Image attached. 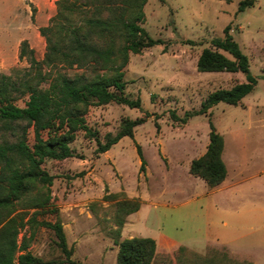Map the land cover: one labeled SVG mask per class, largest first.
I'll return each instance as SVG.
<instances>
[{
  "label": "rangeland",
  "instance_id": "obj_1",
  "mask_svg": "<svg viewBox=\"0 0 264 264\" xmlns=\"http://www.w3.org/2000/svg\"><path fill=\"white\" fill-rule=\"evenodd\" d=\"M58 1L0 0V73L29 65L20 58L23 40L44 58L47 43L39 29L56 15ZM241 1L147 0L142 25L164 42L130 53L124 68L126 93L140 97L142 108L112 101L91 107L86 115L102 141L125 118L145 117V122L135 127L134 137L124 136L101 154L95 137L81 130L71 143L74 156L43 163L54 175L56 211L40 219L62 222L73 259L116 264V205L135 200L140 207L126 216L120 239L153 237L154 264H176L182 246L200 255L225 250L233 264H264V0L239 11ZM228 25L249 57L256 88L237 105L220 102L183 123L179 118L198 111L212 92L246 81L240 71L201 72L197 67L203 49L223 37ZM211 123L224 136L228 168L226 179L214 187L190 172L191 161L207 150ZM137 145L146 159L144 170ZM110 194L117 196L105 198ZM25 234L34 255L46 261L64 257L52 229H25L20 240Z\"/></svg>",
  "mask_w": 264,
  "mask_h": 264
},
{
  "label": "trees",
  "instance_id": "obj_2",
  "mask_svg": "<svg viewBox=\"0 0 264 264\" xmlns=\"http://www.w3.org/2000/svg\"><path fill=\"white\" fill-rule=\"evenodd\" d=\"M146 3L147 0H59L56 15L39 29L47 43L44 58L39 59L28 40H23L20 58H26L29 65L0 73V264H84L72 258L73 248L68 245L62 222L40 219L41 215L56 211L52 207L54 175L43 163L46 159L74 156L71 143L81 130L95 137L96 152L101 154L124 136L134 137L135 127L145 122V117L125 118L118 131L107 133L102 141L86 115L91 107L112 101L142 108L140 97L126 93L124 68L130 53L164 42L153 38L142 25ZM253 3L242 0L238 10L244 11ZM230 30V25L226 26L224 36L213 38L212 47L203 49L197 67L201 72L240 71L246 81L212 92L198 111L179 118L181 122L207 113L220 102L237 105L255 90L258 79L251 74L249 57ZM62 67L81 71L70 74ZM224 148V136L211 123L207 150L191 161L190 172L209 186L221 184L228 175ZM137 150L144 170L146 159L141 145H137ZM116 206L113 220L117 227L112 229L119 247L116 264H154L157 243L153 237L120 239L126 216L137 211L140 203L122 200ZM38 227L55 232L63 258L43 260L28 249L27 234L20 240L23 230L34 233ZM233 263L236 261L225 250L212 249L200 255L182 246L176 264Z\"/></svg>",
  "mask_w": 264,
  "mask_h": 264
}]
</instances>
